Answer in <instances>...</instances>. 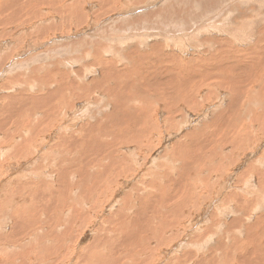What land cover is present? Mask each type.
Segmentation results:
<instances>
[{
  "label": "rangeland",
  "instance_id": "1",
  "mask_svg": "<svg viewBox=\"0 0 264 264\" xmlns=\"http://www.w3.org/2000/svg\"><path fill=\"white\" fill-rule=\"evenodd\" d=\"M0 264H264V0H0Z\"/></svg>",
  "mask_w": 264,
  "mask_h": 264
},
{
  "label": "bare ground",
  "instance_id": "2",
  "mask_svg": "<svg viewBox=\"0 0 264 264\" xmlns=\"http://www.w3.org/2000/svg\"><path fill=\"white\" fill-rule=\"evenodd\" d=\"M199 27V26H198ZM225 29V28H224ZM242 30V29H241ZM223 32V31H222ZM242 33V32H241ZM243 34V33H242ZM249 34V33H248ZM233 35V34H232ZM238 35V34H237ZM251 35V34H250ZM243 37V36H242ZM241 37V39H242ZM197 38V37H196ZM251 38V37H250ZM219 44V43H218ZM261 48V47H260ZM212 56V55H211ZM257 58V57H256ZM222 72V71H221ZM234 125V124H233ZM40 173V172H39ZM263 173V172H262ZM46 177V176H45ZM44 181V180H43ZM252 189V188H251ZM256 189V188H255ZM19 198V197H18ZM176 203V202H175ZM183 203V202H182ZM203 262V261H202Z\"/></svg>",
  "mask_w": 264,
  "mask_h": 264
}]
</instances>
